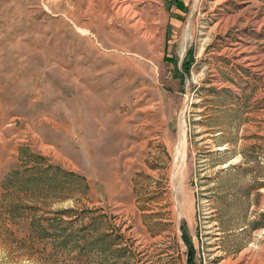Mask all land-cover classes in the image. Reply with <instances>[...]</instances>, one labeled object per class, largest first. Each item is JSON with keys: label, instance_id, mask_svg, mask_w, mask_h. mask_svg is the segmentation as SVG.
Masks as SVG:
<instances>
[{"label": "rangeland", "instance_id": "obj_1", "mask_svg": "<svg viewBox=\"0 0 264 264\" xmlns=\"http://www.w3.org/2000/svg\"><path fill=\"white\" fill-rule=\"evenodd\" d=\"M0 264H264V0H0Z\"/></svg>", "mask_w": 264, "mask_h": 264}, {"label": "bare ground", "instance_id": "obj_2", "mask_svg": "<svg viewBox=\"0 0 264 264\" xmlns=\"http://www.w3.org/2000/svg\"><path fill=\"white\" fill-rule=\"evenodd\" d=\"M90 105V104H89ZM184 124V123H183ZM183 124H182V126H183ZM185 126V125H184ZM183 130H184V128H183ZM181 134V133H180ZM181 137H184V135L183 136H181ZM186 140V139H185ZM186 144V143H185ZM177 145V144H176ZM186 146V145H185ZM181 148V147H180ZM176 149V148H175ZM178 150V149H177ZM182 150V149H181ZM180 153V152H179ZM181 154V153H180ZM184 155H185V153H184ZM177 156H179V155H177ZM181 156H183V154H181ZM181 159V158H180ZM177 161H178V159H177ZM176 163V162H175ZM183 163H184V161H183ZM177 165V164H176ZM180 165V164H179ZM182 165V164H181ZM183 167H184V165H183ZM177 173V172H176Z\"/></svg>", "mask_w": 264, "mask_h": 264}]
</instances>
